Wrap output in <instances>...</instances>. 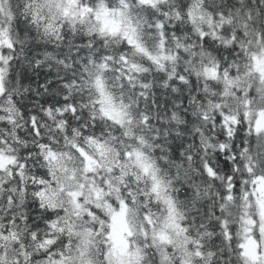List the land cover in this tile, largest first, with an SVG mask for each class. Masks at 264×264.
Segmentation results:
<instances>
[{
	"label": "snow or ice",
	"instance_id": "obj_1",
	"mask_svg": "<svg viewBox=\"0 0 264 264\" xmlns=\"http://www.w3.org/2000/svg\"><path fill=\"white\" fill-rule=\"evenodd\" d=\"M0 264H264V0H0Z\"/></svg>",
	"mask_w": 264,
	"mask_h": 264
}]
</instances>
